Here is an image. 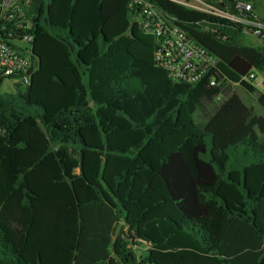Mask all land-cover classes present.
I'll use <instances>...</instances> for the list:
<instances>
[{"label":"trees","instance_id":"16d2710c","mask_svg":"<svg viewBox=\"0 0 264 264\" xmlns=\"http://www.w3.org/2000/svg\"><path fill=\"white\" fill-rule=\"evenodd\" d=\"M148 1L217 58L214 85L171 81L128 0H30L35 69L0 95V264H264V119L230 90L255 92L264 51Z\"/></svg>","mask_w":264,"mask_h":264},{"label":"built area","instance_id":"2783aa9c","mask_svg":"<svg viewBox=\"0 0 264 264\" xmlns=\"http://www.w3.org/2000/svg\"><path fill=\"white\" fill-rule=\"evenodd\" d=\"M203 12L212 20L207 23H227L240 28L241 35L257 41L264 51V17L258 16L252 2L245 0H168ZM30 0H0V84L27 86L35 64L31 58L30 19L24 16ZM127 8L136 13L139 28L156 40L152 58L154 64L166 71L171 81L198 84L215 70L217 58L192 40L175 23V19L158 10L148 0H128ZM263 72L250 70L241 80L264 95ZM209 85H214L210 77ZM239 87L238 83L231 84Z\"/></svg>","mask_w":264,"mask_h":264},{"label":"rangeland","instance_id":"374dc122","mask_svg":"<svg viewBox=\"0 0 264 264\" xmlns=\"http://www.w3.org/2000/svg\"><path fill=\"white\" fill-rule=\"evenodd\" d=\"M255 5V11L258 16L264 17V0H250ZM242 41L246 45L250 46H258L257 42L249 37L242 38ZM264 77V72L262 74ZM230 90L232 93H234L240 101L248 108L252 110V113L255 116H259L264 119V109L258 105L256 102L257 93L258 91H255L253 94H248L244 90H242L240 87H236L234 85L230 84ZM3 94H15V87L9 82V81H3L0 84V95ZM223 100V96L219 95L217 96L213 101V105L217 106L221 101ZM258 135L260 140L264 139V134H258L257 131H255Z\"/></svg>","mask_w":264,"mask_h":264},{"label":"crops","instance_id":"0c3cea01","mask_svg":"<svg viewBox=\"0 0 264 264\" xmlns=\"http://www.w3.org/2000/svg\"><path fill=\"white\" fill-rule=\"evenodd\" d=\"M254 5V4H253ZM253 10H254V12L256 13V11H255V5H254V8H253ZM257 14V13H256ZM254 40V39H253ZM256 41V40H255ZM257 42V41H256ZM258 44V43H257Z\"/></svg>","mask_w":264,"mask_h":264}]
</instances>
